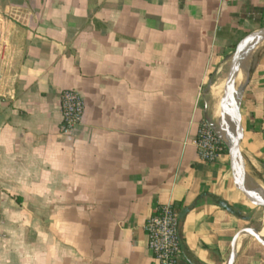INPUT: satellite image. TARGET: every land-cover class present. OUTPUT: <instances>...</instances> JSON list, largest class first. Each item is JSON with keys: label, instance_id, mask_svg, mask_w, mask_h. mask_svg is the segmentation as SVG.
Here are the masks:
<instances>
[{"label": "crops", "instance_id": "1", "mask_svg": "<svg viewBox=\"0 0 264 264\" xmlns=\"http://www.w3.org/2000/svg\"><path fill=\"white\" fill-rule=\"evenodd\" d=\"M1 4L0 264H152L144 226L166 203L180 264H228L232 249L233 264H264V246L236 236L259 232L264 212L256 228L229 152L206 162L195 144L202 120L231 140L229 60L264 27V0ZM248 47L239 151L246 188L264 198V36ZM64 89L85 103L72 135L59 132Z\"/></svg>", "mask_w": 264, "mask_h": 264}, {"label": "built area", "instance_id": "2", "mask_svg": "<svg viewBox=\"0 0 264 264\" xmlns=\"http://www.w3.org/2000/svg\"><path fill=\"white\" fill-rule=\"evenodd\" d=\"M60 110L59 132L62 135H72L83 121L84 100L76 90L64 89L60 93ZM195 144L200 159L206 162H214L220 155L226 154L223 152L226 143L206 120H202L198 125ZM179 227V214L171 204H160L154 209L144 226L152 264H180Z\"/></svg>", "mask_w": 264, "mask_h": 264}, {"label": "water", "instance_id": "3", "mask_svg": "<svg viewBox=\"0 0 264 264\" xmlns=\"http://www.w3.org/2000/svg\"><path fill=\"white\" fill-rule=\"evenodd\" d=\"M262 36H264V27L248 33L234 47L229 60L228 71L224 83V92L221 99V111L223 114L228 116L230 122L233 125V135L228 147V152L231 159L236 186L243 193L248 205L251 206L252 209L255 211L257 209L258 211L264 212V198L259 194L248 190L244 184V173L239 151L243 131L240 124L239 113L234 103L235 76L239 66L241 52L245 47L250 45L254 39L260 38ZM242 233H246L254 237L260 244L264 246V239L259 235V232L256 229L252 227H246L240 230L236 236ZM234 257V249H232L228 264H233Z\"/></svg>", "mask_w": 264, "mask_h": 264}, {"label": "bare ground", "instance_id": "4", "mask_svg": "<svg viewBox=\"0 0 264 264\" xmlns=\"http://www.w3.org/2000/svg\"><path fill=\"white\" fill-rule=\"evenodd\" d=\"M248 46L242 50L241 55H240L241 61H239L238 71H237L236 76H235V87L241 85L244 81V78H245L246 69H247L249 59H250V56L252 53V48L248 47ZM222 88H223V85L218 86L216 88L215 94L217 95V94L221 93ZM263 232H264V219H263L261 228L259 229V233H260L261 237H264V235H262Z\"/></svg>", "mask_w": 264, "mask_h": 264}, {"label": "rangeland", "instance_id": "5", "mask_svg": "<svg viewBox=\"0 0 264 264\" xmlns=\"http://www.w3.org/2000/svg\"><path fill=\"white\" fill-rule=\"evenodd\" d=\"M1 1L2 0H0V12L2 11L3 13H4V8H3V5L1 4ZM260 38H256V39H254L252 42H251V44H254L256 41H258ZM239 61H241V59H239ZM260 212H256L255 210L251 213V216L253 217V219H252V224L256 227V228H259V226H260V222H259V220H258V214H259Z\"/></svg>", "mask_w": 264, "mask_h": 264}, {"label": "trees", "instance_id": "6", "mask_svg": "<svg viewBox=\"0 0 264 264\" xmlns=\"http://www.w3.org/2000/svg\"><path fill=\"white\" fill-rule=\"evenodd\" d=\"M230 141H231V140H230ZM230 141L228 142V144H224V150H223L224 153H227V152H228V147H229ZM220 204H221V206H222L223 208L228 209L230 212H232V213H234V214H237V213L233 210V208H232L231 206L227 205L226 203L221 202ZM259 215H260V214H258V216H259Z\"/></svg>", "mask_w": 264, "mask_h": 264}]
</instances>
